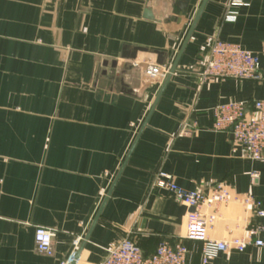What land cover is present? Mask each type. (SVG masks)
I'll use <instances>...</instances> for the list:
<instances>
[{
  "label": "crops",
  "instance_id": "1",
  "mask_svg": "<svg viewBox=\"0 0 264 264\" xmlns=\"http://www.w3.org/2000/svg\"><path fill=\"white\" fill-rule=\"evenodd\" d=\"M227 2L190 0L178 19L173 0H0V264L76 254L99 264L123 238L146 257L161 240L181 243L199 264L201 244L184 238L189 210L153 187L158 172L206 198L223 184L264 207V161L212 130L216 106L250 114L264 100V0H244L232 22ZM213 40L256 55L262 79L202 81ZM155 65L164 77L143 74ZM201 212L210 240L253 231L264 242V216L238 202ZM35 228L54 233L51 257L35 251ZM209 264H264V249Z\"/></svg>",
  "mask_w": 264,
  "mask_h": 264
},
{
  "label": "built area",
  "instance_id": "2",
  "mask_svg": "<svg viewBox=\"0 0 264 264\" xmlns=\"http://www.w3.org/2000/svg\"><path fill=\"white\" fill-rule=\"evenodd\" d=\"M244 0H228L225 6V22H232L236 17V9ZM166 70L162 66H146L143 74L148 78L164 77ZM202 81L218 80H261L260 63L256 55L243 50L239 45L213 40L208 57L200 71ZM195 126V124H192ZM212 130L227 133L233 144L244 148L250 159L255 162L264 161V100L252 103V112L248 114L245 103H226L213 109ZM253 180L257 177L253 175ZM156 189L164 190L189 210L186 216L185 240L201 244L199 264H209L218 254L227 252L243 253L248 246L264 249V242L253 239V231L246 237H235L230 240L214 241L207 237V220L201 212L207 202L212 205H227L231 201L238 202L241 207L254 217L264 216V207L251 195L232 197L228 188L218 184L209 197L197 191L185 190L171 181L168 174L158 172L153 183ZM256 231H264L258 227ZM54 233L44 228H35L33 241L35 251L45 257H51ZM72 255L62 264H71ZM77 264V260L74 261ZM99 264H190V254L181 244H170L161 240L150 256H143L140 248L129 238H123L114 246L105 250V257Z\"/></svg>",
  "mask_w": 264,
  "mask_h": 264
},
{
  "label": "water",
  "instance_id": "3",
  "mask_svg": "<svg viewBox=\"0 0 264 264\" xmlns=\"http://www.w3.org/2000/svg\"><path fill=\"white\" fill-rule=\"evenodd\" d=\"M175 2V7L178 9V19L181 18L186 9H187V6L190 2V0H173ZM200 12V11H199ZM145 18H151L150 15H149V11H145ZM189 37V36H188ZM138 51V50H135L131 56V59H134L135 57V52ZM156 57H157V64L158 65H162L163 64V54H160V53H155ZM175 67H176V63L174 64L173 68L171 69V72L170 73H173L174 70H175ZM78 258V254H76L73 258V262L71 264H74V261H76Z\"/></svg>",
  "mask_w": 264,
  "mask_h": 264
}]
</instances>
